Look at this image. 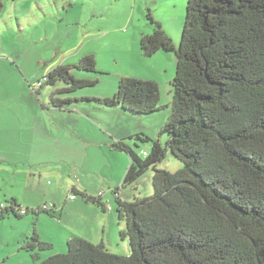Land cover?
I'll return each instance as SVG.
<instances>
[{"label":"trees","instance_id":"obj_1","mask_svg":"<svg viewBox=\"0 0 264 264\" xmlns=\"http://www.w3.org/2000/svg\"><path fill=\"white\" fill-rule=\"evenodd\" d=\"M146 18L153 32L141 36V51L147 57L174 52L176 72L172 112L159 133L166 136L165 146L137 135L151 144L140 155L113 143L128 155L122 187L153 171L152 196L126 201L118 189L113 192L117 221L124 225L120 237L128 240L130 255L112 254L103 242L74 236L65 253L44 256L52 245L40 240L35 225L20 249L33 264H264V0H186L178 48L149 11ZM73 69L97 73L94 56L59 65L42 77L37 90L65 84L50 97L55 107L74 100L57 95L98 83L73 77ZM86 100L138 115L162 108L158 84L134 77H122L111 98ZM167 150L181 169L156 168ZM74 192L103 211L111 208L101 198ZM4 204L0 219L53 216L54 211L24 209L13 199Z\"/></svg>","mask_w":264,"mask_h":264},{"label":"rangeland","instance_id":"obj_2","mask_svg":"<svg viewBox=\"0 0 264 264\" xmlns=\"http://www.w3.org/2000/svg\"><path fill=\"white\" fill-rule=\"evenodd\" d=\"M1 4L0 192L11 187L22 194L33 188L35 197L29 201L35 205L30 208H48L54 202L56 213L73 196L80 205L69 213L73 229L92 226L86 232L96 238L93 244L102 238L110 253L129 256L128 240L120 237L124 225L117 221L113 192L118 189L126 201L152 196L153 171L149 168L122 187L128 155L115 150L113 143L120 141L140 155L148 153L151 144L139 141L137 135L165 146L166 136L159 133L172 112L176 57L165 51L147 57L139 43L142 35L153 32L146 18L149 11L178 48L186 0H1ZM85 55L94 56L97 73L74 69L71 73L79 79L97 78L98 83L57 95L56 99L69 96L74 100L55 102L62 105L55 107L50 96L65 84L59 81L37 90V82L55 67L75 64ZM122 77L155 81L162 108L138 115L86 100L111 98ZM182 167L169 150L156 166L169 172ZM21 169L33 177L18 173ZM74 191L101 198L111 208L103 211ZM52 220L45 213L0 219V257L7 256L4 264H16L25 257L23 250L18 254L20 246L13 245L14 249L6 241L30 225L44 239L53 240L48 253L62 254L58 252L61 230Z\"/></svg>","mask_w":264,"mask_h":264},{"label":"crops","instance_id":"obj_3","mask_svg":"<svg viewBox=\"0 0 264 264\" xmlns=\"http://www.w3.org/2000/svg\"><path fill=\"white\" fill-rule=\"evenodd\" d=\"M120 79L121 78H119V80ZM18 173L24 174L27 172L25 169H23V170L21 169L20 172H18ZM28 175H29V178L33 177V174H28ZM39 176H41V175H39ZM35 192H36L35 189L27 188L26 192L19 194L13 188L10 187L9 190H7V191L2 190V192H0V204L7 203L8 201L13 199L15 201V203L18 206H20L21 208L32 210V208H30V207L35 205V203L32 201H29V199L33 200V198L35 197L34 196ZM74 200H76V199H71L70 201L66 200L62 205H60V212L59 213L58 212L56 213V204H54V202H52L53 206H55V208H54V211L52 213L53 216H50V217L55 219V220H52L54 225L57 226L58 228H60V230H61V234L59 235V237H60L59 248H58L59 253H63L65 251L66 242L74 236L83 238L87 241H90L91 243H95V241H96L95 240L96 238H92V237H94L93 234H90V233L87 234L88 232H86L87 231L86 228L89 227L92 229V226H86V227H84V228L82 227L80 229H73V226L69 223V219H68V217H70L69 213H73L74 209H77L78 206H80L79 203L76 201L74 202ZM9 220H12V219L9 218L7 221H9ZM32 230H33V228L31 225L25 226V228H23L21 230L20 234H18L13 240H7L6 243H8L9 245H12L13 248H14V246H16V247L20 246L21 247V245L25 241V239L31 235ZM35 230H36L41 241H45V242H48V243L55 245L54 242H52L53 240L51 241V240L44 239L41 232L39 233V231L37 229H35ZM10 241H12L13 243H11ZM100 242H103L102 238H101ZM14 249H16V248H14ZM19 251H21V249L18 250V254H19ZM16 253H17V250H16ZM54 253L56 254L57 252H54ZM24 254H25V257L22 256L20 261L16 264H33L29 254L26 252ZM26 254H28V255H26ZM50 254L51 253H48L44 256H48ZM11 255H12V253H11ZM0 258H1L0 264H4L6 259H7V256H2Z\"/></svg>","mask_w":264,"mask_h":264},{"label":"built area","instance_id":"obj_4","mask_svg":"<svg viewBox=\"0 0 264 264\" xmlns=\"http://www.w3.org/2000/svg\"><path fill=\"white\" fill-rule=\"evenodd\" d=\"M41 85L40 81L37 82L36 84V88L38 89V87ZM145 155V153L143 154ZM71 199H74V197L72 196ZM6 207V205L4 203L0 204V214L2 213V210ZM43 210H53V205L52 206H49L48 208H46L45 206L44 207H41ZM25 211L24 210H21L19 212V214L22 216L24 215Z\"/></svg>","mask_w":264,"mask_h":264}]
</instances>
